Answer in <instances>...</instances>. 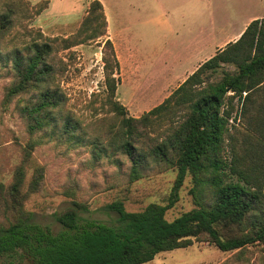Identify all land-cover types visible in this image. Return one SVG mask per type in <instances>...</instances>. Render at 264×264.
<instances>
[{
    "label": "trees",
    "instance_id": "16d2710c",
    "mask_svg": "<svg viewBox=\"0 0 264 264\" xmlns=\"http://www.w3.org/2000/svg\"><path fill=\"white\" fill-rule=\"evenodd\" d=\"M48 5V0H0V55L9 51L6 62L15 74L8 96L35 95L22 107L30 135L59 126L65 142L92 145L95 157L112 149L129 161L131 181L152 167L174 169V196L191 175L198 206L169 220L172 201L129 211L116 200L108 205L118 215L116 224L81 223L80 212L89 208L74 199L57 215L63 229L54 232L35 223L25 208L45 178L39 164L26 183L25 163L38 145L31 138L10 187L0 181V213L6 220L0 224V255L21 253L30 264H142L201 241L236 251L220 264H264V18L252 20L239 39L202 63L162 103L134 117L117 98L120 63L106 38L101 0H92L78 29L65 36L33 26ZM100 38L112 116L98 118L91 130L90 123L85 127L66 110L59 79L68 62L59 53ZM220 69L221 77L214 79ZM251 246L260 252L253 263Z\"/></svg>",
    "mask_w": 264,
    "mask_h": 264
},
{
    "label": "rangeland",
    "instance_id": "374dc122",
    "mask_svg": "<svg viewBox=\"0 0 264 264\" xmlns=\"http://www.w3.org/2000/svg\"><path fill=\"white\" fill-rule=\"evenodd\" d=\"M48 1L46 11L37 15L32 24L48 35L65 36L78 29L92 0ZM101 2L119 56L120 67L115 74L118 78L117 98L134 117H140L162 103L202 62L240 37L229 35L251 22L256 15H264V0ZM232 16L234 21L229 23ZM224 22L229 26L227 31L219 32L217 40L209 37L216 25ZM18 28L22 29L20 25ZM126 31H130V34L127 32L129 38L123 36ZM206 37L214 43L196 51L197 43ZM103 44L104 38H100L59 53L68 62L65 75L59 79L66 110L85 127L90 123L91 130L96 127L98 118L112 116L106 104ZM8 52L5 49L0 55V181L6 189L10 187L16 169L24 160L28 142L31 138L37 140L31 160L25 163L26 183L33 177L36 165L44 166L45 170L41 190L31 193L25 202L35 223L50 227L54 232L62 230L57 215L71 206L74 199L89 208L80 212L81 223L93 219L116 224L117 213L108 209V205L116 200L124 201L129 211L142 210L153 202L168 205L172 201L166 214L169 220L198 206L191 192L194 186L191 175L174 196L177 175L174 169L152 167L143 177L131 181L129 161L112 149L103 152L101 158L95 157L92 145L70 146L65 142L59 136V126L31 136L22 107L34 100L35 95L30 92L8 96L15 78L6 62ZM221 75L220 69L214 79ZM4 215L0 213V224L6 221ZM250 248L254 250L251 262L259 261L257 246ZM235 252H224L208 242L195 241L188 247L160 252L152 261L142 264H220ZM0 264H30V260L21 253L7 252L0 255Z\"/></svg>",
    "mask_w": 264,
    "mask_h": 264
},
{
    "label": "crops",
    "instance_id": "0c3cea01",
    "mask_svg": "<svg viewBox=\"0 0 264 264\" xmlns=\"http://www.w3.org/2000/svg\"><path fill=\"white\" fill-rule=\"evenodd\" d=\"M32 3H37V2H39L40 0H30ZM46 11V10H45ZM44 11V12H45ZM44 12H42V14L44 13ZM41 14V15H42ZM40 15V16H41ZM257 17L258 18H264V15H256L255 17H253L252 18V20H254L255 18L257 19ZM234 17L232 16L230 19H229V23L230 22H233L234 21V19H233ZM252 20H250V21H252ZM250 22H247L243 27H241L236 33H233V34H231V35H229V36H236V35H238V36H241V34L244 32V30L246 29V27L248 26V24H249ZM229 26L224 22V23H218L217 25H216V28H215V30H214V33L212 34H209V37H210V35L212 36V39L213 38H215L216 40H217V38H218V35H219V32H226L227 31V28H228ZM111 30H109V20H108V34H109V36L107 35V37H109L111 40L114 38V35H113V33L112 32H110ZM127 32H128V34H130V31H126L124 34H123V36H127L128 38H129V36H128V34H127ZM228 37V36H227ZM239 39V38H238ZM113 41V40H112ZM236 41V40H235ZM115 42V41H114ZM231 42H234V41H231ZM210 43H214V41H211V39L209 38H205V39H203V40H201V41H199L197 44L199 45V47L198 48H196V51H200V50H202V47H204L205 45H207V44H210ZM116 44V43H115ZM228 44V43H227ZM226 44V45H227ZM225 47V46H224ZM223 47V48H224ZM223 48H219V49H223ZM218 49V50H219ZM217 50V51H218ZM116 51H117V49H116ZM216 51V52H217ZM119 57V56H118ZM199 62V61H198ZM205 62V61H204ZM204 62H202V63H204ZM201 63V64H202ZM198 64V63H197ZM200 64V65H201ZM199 65V64H198ZM199 65V66H200ZM197 66V65H196ZM198 66V67H199ZM197 67V68H198ZM196 68V67H195ZM191 75V74H190Z\"/></svg>",
    "mask_w": 264,
    "mask_h": 264
}]
</instances>
